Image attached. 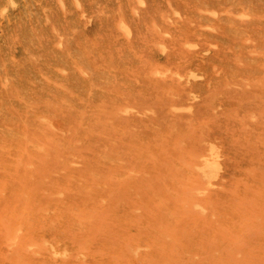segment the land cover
Returning <instances> with one entry per match:
<instances>
[{
  "label": "rangeland",
  "instance_id": "rangeland-1",
  "mask_svg": "<svg viewBox=\"0 0 264 264\" xmlns=\"http://www.w3.org/2000/svg\"><path fill=\"white\" fill-rule=\"evenodd\" d=\"M29 1H0V264H264V0Z\"/></svg>",
  "mask_w": 264,
  "mask_h": 264
},
{
  "label": "bare ground",
  "instance_id": "bare-ground-1",
  "mask_svg": "<svg viewBox=\"0 0 264 264\" xmlns=\"http://www.w3.org/2000/svg\"><path fill=\"white\" fill-rule=\"evenodd\" d=\"M0 1L2 2L3 0H0ZM5 1H6V0H5ZM13 1H14V0H13ZM19 1H21V0H19ZM26 1H27V0H26ZM28 1H29V0H28ZM31 1H33V0H31ZM51 1H52V0H51ZM53 1H54V0H53ZM56 1H57L58 5L61 4V3H60L61 0H60V2H59L58 0H56ZM63 1H64V0H63ZM75 1H76V0H75ZM83 1H84V0H83ZM83 1H82V2H83ZM89 1H91V0H89ZM93 1H94V0H93ZM93 1H92V2H93ZM139 1H140V0H138V2H139ZM144 1H145V0H144ZM147 1H148V0H147ZM29 2H30V1H29ZM42 2H43V1H42ZM49 2H50V1H49ZM65 2L67 3L68 1L66 0ZM72 2H74V1H72ZM77 2H78V0H77ZM86 2H87V1H86ZM95 2L98 3L99 1H95ZM95 2H94V3H95ZM138 2H137V3H138ZM140 2H141V1H140ZM2 3H3V2H2ZM10 3H11V2H10ZM30 3H31V2H30ZM30 3H29V4H30ZM33 3H34V2H33ZM45 3H47V0L45 1ZM50 3H51V2H50ZM52 3L55 4L54 2H52ZM52 3H51V4H52ZM59 3H60V4H59ZM66 3H64V4H66ZM75 3H76V2H75ZM75 3H74V6H73L74 8H75ZM80 3H81V2H80ZM83 3H84V2H83ZM97 3H96V4H97ZM100 3H101V2H100ZM100 3H99V5H101ZM14 4H15V3H14ZM34 4H37V3L35 2ZM34 4H33V5H34ZM72 4H73V3H72ZM72 4H71V5L69 4V5L72 7ZM78 4H79V3H78ZM78 4H77V5H78ZM84 4H85V3H84ZM84 4H82V5H83L82 7L85 6ZM102 4H103V2H102ZM214 4H215V3H214ZM235 4L237 5V3H235ZM235 4H234V5H235ZM48 5H49V4H48ZM80 5H81V4H80ZM89 5H90V4H89ZM99 5H98V6H99ZM106 5H107V4H106ZM106 5H105V6H106ZM153 5H154V3H153ZM166 5H167V4H166ZM169 5H170V4H169ZM169 5H168V6H169ZM200 5H201V4H200ZM202 5H205V4H202ZM221 5H222V4H221ZM230 5H231V4H230ZM236 5H235V6H236ZM25 6H26V5H25ZM25 6H24V7H25ZM27 6H28V5H27ZM36 6H38V5H36ZM40 6H41V5H40ZM90 6H91V5H90ZM154 6H156V3H155ZM159 6H161V5H159ZM205 6H206V5H205ZM222 6H223V5H222ZM225 6H226L225 8H227V9L230 8V6H228V4L225 5ZM227 6H228V7H227ZM232 6H233V4L231 5V7H232ZM238 6H239V5H238ZM238 6H237V7H238ZM246 6H247V5H245V6L243 7L242 4H241V8H242V9L244 8V9L246 10V8H247ZM0 7H1V6H0ZM10 7H11V6H10ZM54 7H55V6H54ZM60 7H62V6H60ZM80 7H81V6H80ZM82 7L80 8V10L82 9ZM86 7H87V6H86ZM101 7H102V5H101ZM103 7H104V6H103ZM103 7H102L101 9H104V10L107 9V8H103ZM151 7H152V6H151ZM151 7H150V8H151ZM170 7H171V5H170ZM172 7H173V6H172ZM183 7H184V6H183ZM193 7H194V5H193ZM195 7H197V6H195ZM198 7H200V6L198 5ZM210 7H211V5H210ZM210 7H209V9H210ZM212 7L214 8L215 6H212ZM212 7H211V9H212ZM239 7H240V6H239ZM3 8L6 9L7 7H3ZM29 8H30V7H29ZM41 8H42V6H41ZM55 8H58V7H55ZM69 8H70V7H69ZM69 8H68V10H69ZM77 8H78V7H77ZM84 8H85V7H84ZM95 8H96V7H95ZM153 8H154V7H152V9H153ZM166 8H167V6H166ZM187 8H188V7H187ZM187 8H184V9H187ZM200 8H203V7H200ZM204 8H205V7H204ZM204 8H203V9H204ZM207 8H208V7H207ZM218 8H219V7H218ZM223 8H224V7H223ZM225 8H224V9H225ZM233 8H234V6H233ZM241 8H240V9H241ZM5 9H4V10H5ZM13 9H14V8H13ZM18 9H19V8H18ZM20 9H21V8H20ZM22 9H23V8H22ZM35 9H36V8H35ZM38 9H40V8H38ZM38 9H37V10H38ZM51 9H52V8H51ZM78 9H79V8H78ZM78 9H77V10H78ZM87 9H88V8H87ZM87 9H84V10H85V11H88ZM164 9H165V8H164ZM169 9H170V8H169ZM194 9H195V8H194ZM194 9L191 8V11L193 10V12H194ZM197 9L199 10V8H197ZM211 9H210V10H211ZM215 9H216V8H215ZM215 9H214V10H215ZM224 9H223V12L225 11V13H226V15H227L226 9H225V10H224ZM235 9H236V8H235ZM240 9H239V10H240ZM4 10H2V11H4ZM11 10H12V8H11ZM37 10H36V11H37ZM42 10H43V9H42ZM58 10H59V9H58ZM71 10H74V11H75V9L70 8V10H69L70 13H71ZM80 10H79V11H80ZM82 10H83V9H82ZM206 10H207V9H206ZM236 10H237V9H236ZM239 10H237V11H239ZM15 11H16V10H15ZM15 11H14V12H15ZM23 11H24V10H23ZM27 11H30V10L27 9ZM27 11H26V13H27ZM34 11H35V10H34ZM39 11H40V10H39ZM52 11H53V9L51 10V14L53 13ZM89 11H92V10H89ZM99 11H100V10H99ZM102 11H103V10H102ZM151 11H152V10H151ZM151 11H150V12H151ZM153 11H154V9H153ZM168 11H169V10H168ZM201 11H203V10L201 9ZM211 11H213V10H211ZM211 11H210V12H211ZM230 11H231V10H230ZM230 11H229L228 13H230ZM234 11H235V10H234ZM243 11H244V10H243ZM14 12H13V13H14ZM19 12H21V10H19ZM30 12H31V11H30ZM42 12H43V11H42ZM42 12H40V15L42 14ZM46 12L49 13L50 11H46ZM59 12H60V11H59ZM150 12H149V14H150ZM160 12H162V11H160ZM171 12H172V11H171ZM171 12H170V13H171ZM184 12H186V11H184ZM187 12H188V10H187ZM189 12H190V11H189ZM195 12H196V11H195ZM204 12H205V11H204ZM207 12H208V11H207ZM218 12L221 13V10H219ZM248 12H249V10H248ZM9 13H11V12H9ZM16 13H17V11H16ZM21 13H22V12H21ZM33 13H34V14H37L38 12H37V13H36V12H32V15H33ZM44 13H45V12H44ZM44 13H43V14H44ZM65 13H67V12L65 11ZM65 13H64V15H65ZM75 13H76V12H75ZM75 13H74V14H75ZM87 13H88V12H87ZM89 13H90V12H89ZM92 13H95V15H93V18H95L97 13H96L94 10L92 11ZM98 13H99V12H98ZM101 13H102V12H100V14H101ZM154 13H156V12H154ZM172 13H173V12H172ZM198 13H199V11H198ZM198 13H197L196 15L200 16ZM225 13H224V14H221V16H222V15L225 16ZM237 13H238V12H237ZM18 14H19V13H18ZM27 14H28V13H27ZM51 14H49V15H51ZM57 14H58V13H57ZM60 14H61V13H60ZM60 14H59V15H60ZM62 14H63V13H62ZM102 14H103V13H102ZM105 14H106V13L104 12V15H105ZM152 14H153V12H152ZM187 14H188V13H187ZM193 14H194V13H193ZM202 14H204V13L202 12ZM202 14H201V15H202ZM211 14H212V13H211ZM216 14H217V13H216ZM218 14H219V13H218ZM231 14H232V13H231ZM231 14H230L229 16H232ZM234 14H235V12H234ZM238 14H239V13H238ZM8 15H12V16H13V15H15V14H8ZM20 15H21V14H19V16H20ZM24 15H25V14H24ZM24 15H23V16H24ZM37 15H38V14H37ZM69 15H70V14H69ZM72 15H73V14H72ZM77 15L79 16V13H78ZM160 15H161V14H160ZM188 15H191V14H188ZM196 15H195V16H196ZM206 15H207V14H206ZM219 15H220V14H219ZM245 15H249V14H247V11H246V14H245ZM245 15H243V16H245ZM17 16H18V15H17ZM55 16H56V15H55ZM62 16H63V15H62ZM66 16H67V15H66ZM66 16H65V18H66ZM73 16H74V15H73ZM94 16H95V17H94ZM98 16H99V14H98ZM150 16H152V15L150 14ZM153 16H155V15H153ZM153 16H152V19H153ZM161 16H162V15H161ZM207 16H208V15H207ZM217 16H218V15H217ZM233 16H234V15H233ZM233 16H232V17H233ZM237 16H238V15H237ZM240 16H241V14H240ZM240 16H238V17H240ZM0 17H1V16H0ZM9 17H10V16H9ZM14 17H15V16H14ZM48 17H49V16H47L46 18H47V19L51 18V16H50L49 18H48ZM60 17H61V16H60ZM67 17H68V16H67ZM74 17H75V16H74ZM83 17H84V15H83ZM85 17H87V16H85ZM89 17H90V14H89ZM89 17H88V18H89ZM101 17H102V16H101ZM106 17H107V16H106ZM147 17H149V16H147ZM200 17H201V16H200ZM213 17H214V16H213ZM238 17H237V18H238ZM19 18H20V17H19ZM27 18H28V17H27ZM30 18H31V17H30ZM40 18H41V17H40ZM44 18H45V17H44ZM52 18H53V17H52ZM81 18H82V17H81ZM81 18H80V20H81ZM98 18H99L100 20L102 19V18H100V16H99ZM104 18H105V17H104ZM104 18H103V19H104ZM156 18H157V17L155 16V19H154V20H155L156 23H157L158 18H157V19H156ZM161 18H162V17H161ZM189 18H190V17H189ZM193 18H194V17H193ZM193 18H192V19H193ZM196 18H197V17H196ZM196 18H195V19H196ZM198 18H199V17H198ZM208 18H210V16H209ZM215 18H216V17H215ZM215 18L212 19V20H213V24L215 23V25H216V23H217V25H218V22H219V21H218V22H214V20L217 21ZM217 18H218V17H217ZM221 18H223V17H220L219 19L221 20ZM240 18H241V17H240ZM242 18H244V17H242ZM242 18H241V20H240L241 22H242V20H243ZM10 19H12V18H10ZM20 19L22 20V17H21ZM23 19H25V18H23ZM35 19H36V15H35ZM35 19H34V20H35ZM42 19H43V15H42ZM55 19L57 20V17H56ZM66 19H67V18H66ZM71 19H72V18H71ZM105 19H106V18H105ZM105 19H104V20H105ZM119 19H120V18H119ZM122 19H123V18H122ZM122 19H121V20H122ZM147 19H149V18H147ZM219 19H218V20H219ZM223 19H224V18H223ZM225 19L227 20L226 17H225ZM225 19H224V20H225ZM235 19H236V18H235ZM235 19H234V21H235ZM245 19H246V17L244 18V20H245ZM16 20H17V22H18L19 19H16ZM28 20H29V19H28ZM31 20H33V19L31 18ZM31 20H30V21H31ZM40 20H41V19H40ZM40 20H39V22L41 23ZM63 20H65V19H63ZM67 20H68V19H67ZM67 20H66V21H67ZM76 20H77V19H76ZM90 20H91V19H90ZM107 20H108V19H107ZM130 20H131V19H130ZM133 20H134V19H133ZM144 20H145V19H144ZM149 20H150V19H149ZM161 20H162V19H161ZM200 20H201V19H199V22H201ZM203 20H204V19H203ZM224 20H223V21H224ZM232 20H233V19H232ZM232 20H229V21H232ZM6 21H7V20H6ZM19 21H20V20H19ZM59 21H61L60 18H59ZM66 21H65V22L62 21V22H61V23H62L61 25H63V22L66 23ZM69 21H70V20H69ZM78 21H79V20H78ZM78 21H77V22H78ZM102 21H103V20H102ZM114 21H115V20H114ZM117 21H118V20H117ZM138 21H139V20H138ZM195 21L198 22V19L195 20ZM234 21H232V22H234ZM238 21H239V19H238ZM7 22H8V21H7ZM11 22H12V20H11ZM23 22H25V20H24ZM27 22H28V21H27ZM36 22H37V21H36ZM36 22H35V23H36ZM44 22H45V21H44ZM49 22H50V21H49ZM53 22H54V21H53ZM55 22H56V21H55ZM72 22H73V20H72ZM72 22H71V23H72ZM75 22H76V21H75ZM84 22L87 23V22L83 19V23H84ZM122 22H123V21H122ZM126 22H127V20H126ZM136 22H137V21H136ZM136 22H135V23H136ZM145 22H146V21H144V23H145ZM158 22H159V20H158ZM166 22H167V21H166ZM204 22H205V21H204ZM204 22H202V24H203ZM209 22H210V21H209ZM232 22H231V23H232ZM236 22H237V20H236ZM236 22H235V23H236ZM244 22H245V23H243V24L245 25V24H246V20H245ZM5 23H6V22H5ZM18 23H19V22H18ZM20 23H21V22H20ZM29 23H30V22H29ZM29 23H28V24H29ZM32 23H34V22L32 21ZM32 23H31V24H32ZM40 23H39V24L37 23V26L40 25ZM58 23H59V22H58ZM107 23H108V22H107ZM146 23H147V22H146ZM150 23H151V22H150ZM162 23H163V22H160V25H161ZM164 23H165V22H164ZM167 23H168V22H167ZM221 23H222V21H221ZM223 23H224V22H223ZM225 23L227 24V26H229V25H230V27L232 26L231 24L228 25L229 22H228V23L225 22ZM225 23H224V24H225ZM235 23H234V24H235ZM2 24H3V23H2ZM12 24H15V23H12ZM21 24H22V23H21ZM31 24H30V25H31ZM42 24H43V20H42ZM67 24H68V22H67L66 24H64L63 26H66ZM72 24H73V23H72ZM76 24H77V23H76ZM76 24H75V25H76ZM101 24H104V23L101 22ZM108 24H109V23H108ZM122 24H123V23H122ZM126 24H127V23H126ZM141 24H142V23H141ZM147 24H149V23H147ZM147 24H146V25H147ZM152 24H153V21H152ZM158 24H159V23H158ZM200 24H201V23H200ZM205 24H206V22H205ZM208 24H209V23H207L206 25H208ZM210 24H211L210 26H213V27L215 26V25H212V23H210ZM219 24H220V22H219ZM224 24H223V25H224ZM236 24L240 25L239 22H237ZM8 25H9V24H8ZM22 25H23V24H22ZM30 25H28L29 30H30ZM32 25H33V24H32ZM32 25H31V27H33ZM54 25H55V23H54ZM78 25H79V24H78ZM116 25H118V24H116ZM123 25H124V24H123ZM128 25H129V23H128ZM134 25H136V24H134ZM142 25H144V24H142ZM165 25H166V24H165ZM203 25H204V24H203ZM20 26H21V25H20ZM26 26H27V25H26ZM34 26L37 27L36 25H34ZM41 26H42V25H41ZM41 26H40V27H41ZM44 26H45V24L43 25V28H44ZM55 26H56V25H55ZM58 26H59V24H58ZM68 26H69V24H68L66 27H68ZM73 26H74V24H73ZM119 26H121V25L119 24ZM119 26H117V27H119ZM129 26H130V25H129ZM148 26H150V25H148ZM201 26H202V25H201ZM201 26H199V27H201ZM245 26H246V25H245ZM245 26H243V27H245ZM8 27H9V26H8ZM10 27H11V26H10ZM35 27H34V28H35ZM56 27H57V26H56ZM56 27H55V28H56ZM59 27L62 28V26H59ZM71 27H72V26H71ZM80 27H82V26H80ZM85 27H86V26H85ZM121 27H122V26H121ZM222 27L224 28L225 25L222 26ZM236 27H237V26H236ZM236 27H234L235 30H236ZM238 27H239V26H238ZM12 28L14 29L13 26H12ZM12 28H11V29H12ZM23 28H24V27H23ZM45 28L47 29L48 27L45 26ZM49 28H50V27H49ZM61 28H60V29H61ZM69 28H70V27H69ZM74 28H75V27H74ZM126 28H127V26H126ZM128 28H129V27H128ZM128 28H127L126 30H129V29H130V28H129V29H128ZM142 28H143V27H142ZM215 28H217V27H215ZM215 28H214V29H215ZM226 28H229V27H226ZM234 28H233V29H234ZM2 29H3V28H2ZM8 29H9V28H8ZM21 29H22V28H20V30H21ZM31 29H32V28H31ZM46 29H45V30H46ZM52 29L54 30L53 23H52ZM57 29H59V28H57ZM57 29H56V30H57ZM62 29H63V28H62ZM67 29H68V28H67ZM67 29L65 28V30H67ZM71 29H72V28H71ZM71 29H70V30H71ZM78 29H79V27H78ZM117 29H119V28H117ZM122 29H123V28H122ZM146 29H147V27H146ZM195 29H197V27H196ZM203 29H206V28H203ZM217 29H218V28H217ZM244 29H245V28H244ZM9 30H10V29H9ZM20 30H19V31H20ZM26 30H27V29H26ZM32 30H33V29H32ZM34 30H35V29H34ZM34 30H33V31H34ZM40 30H42V29H40ZM45 30H44V31H45ZM47 30H48V29H47ZM72 30H73V29H72ZM74 30H76V28H75ZM120 30H121V29H120ZM123 30H124V29H123ZM123 30H122V31H123ZM142 30H143V29H142ZM142 30H141V31H142ZM150 30H151V28H150ZM218 30H219V29H218ZM218 30H217V32H219L221 29H220L219 31H218ZM223 30H225V29H222L221 31H223ZM235 30H234V31H235ZM238 30H239V29H238ZM238 30H236V31H238ZM242 30H243V28H242V25H241V31H242ZM12 31H13V30H12ZM24 31H25V30H24ZM24 31H22V32H24ZM59 31H60V30H59ZM84 31H85V30H84ZM92 31H93V30H92ZM124 31H125V30H124ZM124 31H123V32H124ZM136 31H137V30H136ZM136 31H135V32H136ZM148 31H149V30H148ZM203 31H204V30H203ZM213 31L216 33L215 30H213ZM226 31H227V30H226ZM226 31H224V32H226ZM234 31H233V32H234ZM236 31L234 32V34H236V35L239 34L238 36L241 37L240 32H237V33H236ZM243 31H245V30H243ZM2 32H4V30H3ZM7 32H8V31H7ZM14 32H15V31H14ZM16 32H17V31H16ZM16 32H15V33H16ZM38 32H39V29H38ZM47 32H48V31H47ZM47 32H46V33H47ZM51 32H52V31H51ZM51 32H50V33H51ZM57 32H58V31H57ZM71 32H72V31H71ZM73 32H74V31H73ZM142 32H143V31H142ZM145 32H146V31H145ZM178 32H179V31H178ZM211 32H212V31H211V29H210V33H211ZM214 32H213V33H214ZM224 32H223V33H224ZM230 32H232V31H230ZM246 32H247V30H246ZM11 33H12V32H11ZM17 33H18V32H17ZM19 33H21V31H20ZM24 33H25V32H24ZM24 33H23V35H24ZM26 33H27V31H26ZM26 33H25V35H26ZM29 33H30V32H29ZM31 33H32V32H31ZM31 33H30V34H31ZM34 33H35V32H34ZM75 33H76V32H75ZM92 33H94V32H92ZM136 33H137V32H136ZM153 33H154V32H153ZM153 33H152V34H153ZM158 33H159V32H156L157 35H158ZM205 33H206V32H205ZM205 33H200V34H201V35H202V34L205 35ZM208 33H209V32H208ZM215 33H214V34H215ZM223 33H222V34H223ZM226 33L228 34V32H226ZM21 34H22V33H21ZM42 34L44 35V33H42ZM47 34H48V33H47ZM47 34H45V35H47ZM56 34H57V33H55V37H56ZM66 34H67V32H66ZM68 34H69V32H68ZM70 34H72V33H70ZM79 34H80V33H79ZM144 34H145V33H144ZM220 34H221V33H220ZM220 34H219V36H220ZM224 34H225V33H224ZM229 34L231 35L232 33H229ZM234 34H232V35H234ZM241 34H243V33L241 32ZM244 34H246V33L244 32ZM244 34H243V35H244ZM0 35H1V34H0ZM9 35H10V34H9ZM12 35H14V33H12ZM18 35H19V34H18ZM33 35H34V34H33ZM33 35H32V36H33ZM43 35H42V36H43ZM45 35H44L42 38H45ZM53 35H54V34H53ZM72 35H73V34H72ZM140 35H141V34H140ZM146 35H147V34H146ZM157 35H156V36H157ZM175 35H176V34H175ZM196 35H198V33H197ZM204 35H203V36H204ZM230 35H228V36H230ZM243 35H242V36H243ZM5 36H6V35H5ZM21 36H22V35H21ZM26 36L28 37V35H26ZM37 36H40V35H37ZM73 36H75V35H73ZM156 36L154 35V36H152V37H156ZM192 36H194V35H192ZM206 36H207V35H206ZM206 36H204V37H206ZM215 36L218 37L217 33L215 34ZM226 36H227V35H226ZM238 36H237V37H238ZM3 37H4V36H3ZM9 37H10V36H9ZM13 37H16V36H12V38H13ZM23 37H24V36H23ZM34 37H35V36H34ZM79 37H80V36H79ZM146 37L149 38L150 36L148 37V35H147ZM196 37H198V36H196ZM199 37H200V35H199ZM221 37H222V36H221ZM232 37H233V36H232ZM235 37H236V36H235ZM240 37H239L238 39L244 41V40H243V39H244V36H243V39H241ZM29 38H30V37H29ZM42 38H41V39H42ZM46 38L48 39V37H46ZM49 38H51V37H49ZM52 38H54V37H52ZM56 38H57V37H56ZM58 38H59V36H58ZM81 38H82V36H81ZM156 38H158V36H157ZM177 38L181 40V38H179V37H177ZM177 38H176V39H177ZM194 38H195V37H194ZM207 38H208V37H206V39L204 38L205 41L209 39V38H208V39H207ZM223 38H224V37H223ZM1 39L4 40L3 38H1ZM1 39H0V40H1ZM16 39H17V38H16ZM37 39H38V37H37ZM41 39H40V40H41ZM61 39H62V38H61ZM72 39H73V38H72ZM83 39H84V38H83ZM88 39H89V38H88ZM149 39L151 40V38H149ZM154 39H155V38H154ZM176 39H175V40H176ZM178 39H177V40H178ZM192 39H193V38H192ZM196 39L198 40V38H196ZM211 39H212V38H211ZM226 39H227V37L225 38V40H226ZM228 39L231 41L230 38H228ZM232 39H233V38H232ZM245 39H246V38H245ZM17 40H18V39H17ZM20 40H21V39H20ZM23 40H24V39H22L21 41H23ZM27 40H29V39H27ZM30 40H31V39H30ZM62 40H63V39H62ZM62 40H61V41H62ZM74 40H75V39H74ZM74 40H73V41H74ZM85 40H87V38H85ZM85 40H83V42H84ZM144 40H145V39H144ZM156 40L158 41V39H155L154 41L156 42ZM182 40H183V38H182ZM182 40H181V42H182V44H183V42L185 41V39H184V41H182ZM188 40H190V39H188ZM219 40H220V39H219ZM219 40H215V41H216V42H217V41L219 42ZM236 40H237V38H236ZM11 41H13V40H11ZM18 41H19V40H18ZM35 41H36V38H35ZM47 41H48V40H46V42H47ZM70 41H72V40L70 39ZM78 41H81V40H78ZM194 41H195V40H194ZM203 41H204V40H202V42H201V41H200V42H201V43H204ZM211 41H212V40H211ZM215 41H214V42H215ZM220 41H221V40H220ZM230 41H229V42H230ZM233 41H234V40H233ZM237 41H238V43H239V40H237ZM237 41H236V43H234V44H237ZM245 41H246V40H245ZM245 41H244V42H245ZM7 42H8V40H7ZM7 42H6V43H7ZM30 42H31V41H30ZM32 42H33V41H32ZM36 42H38V41H36ZM41 42H42V41H41ZM52 42H53V41H52ZM75 42H77V41H75ZM85 42H86V43H89V42H87V41H85ZM85 42H84V43H85ZM107 42H109V40H108ZM150 42H151V41H150ZM177 42H179V41H177ZM181 42H179L178 44H180ZM192 42H193V41H192ZM197 42H199V40H198ZM218 42H217V43H218ZM2 43H5V41L2 42ZM19 43H21V42H19ZM70 43H71V42H70ZM73 43H74V42H73ZM81 43H82V42H81ZM184 43H185V42H184ZM189 43H190V41L188 42V44H189ZM193 43H194V42H193ZM205 43L208 44L207 42H205ZM219 43H221V42H219ZM231 43H232V42H231ZM12 44H14V41H13ZM12 44H11V45H12ZM26 44L28 45V43H26ZM48 44H49V42H48ZM51 44H52V43H51ZM51 44H50V45H51ZM56 44H57V43H56ZM74 44H75V43H74ZM74 44H73V47L77 49V47H75L76 45L74 46ZM77 44H79V43H77ZM174 44H175V43H174ZM196 44H197V43H196ZM210 44H211V43H210ZM210 44H208V45H210ZM221 44H223V43H221ZM232 44H233V43H232ZM234 44H233V45H234ZM0 45H2V44H0ZM14 45H15V44H14ZM27 45H26V46H27ZM32 45H33V44H32ZM36 45H37V44H36ZM42 45L44 46L43 43H42ZM53 45H54V44H53ZM67 45H68V44H67ZM69 45H70V44H69ZM80 45H84V44H80ZM80 45H79V46H80ZM153 45H154V43H153ZM185 45H186V44H185ZM212 45L214 46V44H212ZM218 45H219V44H218ZM226 45H228V48L231 47V46H229L228 41H227V44H226ZM226 45H225V46H226ZM230 45H231V44H230ZM241 45H242V44H241ZM3 46H4V45H3ZM22 46H23V45H22ZM28 46H29V45H28ZM30 46H31V45H30ZM48 46H49V45H46V47H48ZM54 46H56V45H54ZM85 46H86V45H85ZM180 46H183V45L180 44ZM202 46H204V48H207V47H205L204 44H203ZM215 46H216V44H215ZM223 46H224V45L219 46V47L221 48V47H223ZM236 46H240V43H239V45L237 44ZM242 46H244V45H242ZM4 47H5V46H4ZM10 47H11V46H10ZM13 47H14V46H13ZM33 47H34V46H33ZM38 47H39V45H38ZM51 47H52V46H51ZM68 47H69V46H68ZM87 47L89 48V46H87ZM87 47H86V48L84 47V48L87 50ZM210 47H211V46H210ZM219 47H218L217 49H219ZM232 47H233V46H232ZM234 47H235V46H234ZM1 48H3V47H1ZM1 48H0V49H1ZM8 48H9V47H8ZM11 48H12V47H11ZM23 48H24V47H23ZM35 48H36V47H35ZM79 48H81V47H79ZM94 48H95V47H94ZM202 48H203V47H202ZM211 48H212V47H211ZM238 48H239V47H237V49H238ZM241 48H242V47H241ZM12 49H13V48H12ZM12 49H11V50H12ZM37 49H38V48H37ZM39 49H40V48H39ZM47 49H48V48H47ZM50 49H51V48H50ZM81 49H83V48H81ZM81 49H78V50H81ZM89 49H90V48H89ZM91 49H92V47H91ZM95 49H96V48H95ZM154 49H155V48H154ZM213 49H216V48L213 47ZM223 49L225 50L226 48L224 47ZM232 49H233V48H232ZM6 50H7V49H6ZM23 50H24V49H23ZM26 50H27V49H26ZM92 50H93V49H92ZM92 50H91V51H92ZM207 50H208V49H207ZM226 50H227V49H226ZM226 50H225V51H226ZM241 50H242V49H240V50H238V51H241ZM243 50H244V49H243ZM4 51H5V50H4ZM31 51H33V50L31 49ZM47 51H48V50H47ZM49 51H50V50H49ZM87 51H88V50H87ZM213 51H214V50H213ZM222 51H223V50H222ZM228 51L230 52V51H231V48H230V50H228ZM228 51H227V52H228ZM10 52L13 53L12 51H10ZM234 52L237 53V51H235V49H234ZM82 53L84 54L83 51H82ZM212 53H213V52H212ZM216 53H217V52H216ZM222 53H223V52H222ZM230 53H231V52H230ZM9 54H10V53H9ZM13 54H14V53H13ZM19 54H20L21 56H23L21 53H19ZM80 54H81V53H80ZM83 54H82V55H83ZM214 54H215V53H214ZM220 54H221V53H220ZM20 55H19V57H20ZM217 55H218V53L216 54V58L219 57L218 60H220V59L223 60V56L226 55V54L221 55L222 58H220L219 55H218V57H217ZM231 55H233V54H230V57H229V58L232 57ZM2 56H3V55H2ZM5 56H8L6 52H5ZM9 56H10V55H9ZM9 56H8V59H9ZM15 56H16V55H15ZM59 56H62V54H60ZM79 56H80V55H79ZM211 56H212V55H211ZM226 56H227V55H226ZM234 56H236V55H234ZM234 56H233V57H234ZM11 57H12V56H11ZM11 57H10V58H11ZM16 57H17V56H16ZM29 57H30V56H29ZM67 57H68V56H67ZM82 57H84V55H83ZM87 57H88V56H87ZM2 58H3V61L6 60V59L4 60V57H2ZM13 58H14V57H13ZM20 58H21V57H20ZM22 58H23V57H22ZM22 58H21V59H22ZM60 58H61V57H59V60L61 61ZM63 58H64V56H63ZM227 58H228V57H227ZM229 58H228V59H229ZM23 59H24V58H23ZM23 59H22V60H23ZM65 59H68V58H65ZM224 59H225V58H224ZM235 59H236V58H235ZM17 60H20V59L17 58L16 61H17ZM28 60H29V59H28ZM62 60H64V59H62ZM81 60H82V58H81ZM83 60H84V59H83ZM85 60H86V59H85ZM216 60H217V59H216ZM221 60H220V61H221ZM229 60H230V59H229ZM8 61H10V59H9ZM150 61H151V60H150ZM155 61H156V60H155ZM155 61H154V62H155ZM224 61H225V60H224ZM19 62H21V61H19ZM25 62H26V61H25ZM30 62H31V61H30ZM30 62H29V63H30ZM85 62H87V60H86ZM198 62H199V61H197V63H198ZM200 62H201V61H200ZM227 62H228V60H227ZM229 62H230V61H229ZM232 62H234V61H232ZM0 63H2V62H0ZM5 63H8V64H9V62H5ZM21 63H22V62H21ZM21 63H20V64H21ZM152 63H153V62H152ZM157 63H158V62H157ZM216 63H217V62H216ZM223 63H224V62H223ZM230 63H231V62H230ZM12 64H14L13 61H12ZM18 64H19V63H18ZM18 64H17V65H18ZM25 64H26V63H25ZM30 64H31V63H30ZM30 64H29V65H30ZM150 64H151V63H150ZM150 64H149V66H150ZM155 64H156V63H155ZM159 64H162V63H159ZM201 64H202V63H201ZM207 64L210 65V62H209V63L207 62ZM226 64H227V63H226ZM15 65H16V64H15ZM17 65H16V67H17ZM23 65H24V63H23ZM26 65H27V64H26ZM85 65H87V64H85ZM156 65H158V64H156ZM211 65H214V63H213V64L211 63ZM211 65H210V66H211ZM18 66H19V65H18ZM27 66H28V65H27ZM27 66H26V67H27ZM152 66H153V65H152ZM195 66H196V65H195ZM195 66H194V67H195ZM217 66H218V65H217ZM219 66H220V65H219ZM3 67H4V65H3ZM5 67L8 69L7 66H5ZM5 67H4V68H5ZM9 67L11 68V66H9ZM16 67H15V68H16ZM22 67H23V66H22ZM68 67L72 68L71 66H68ZM158 67H159V66H158ZM184 67L186 68L187 66H184ZM199 67L202 68V67H204V66H203V64H202V66H199ZM205 67H207V66H205ZM211 67H212V66H211ZM224 67H226V66H224ZM224 67H221V66H220L221 69H222V68L225 69ZM10 68H9V69H10ZM159 68H160V67H159ZM197 68H198V67H197ZM1 69H2V68H1ZM9 69H8V70H9ZM20 69H21V68L19 67V70H20ZM22 69H23V68H22ZM28 69H29V68H28ZM74 69H75V68H74ZM74 69H71V70L74 71ZM153 69H154V66H153L152 70H153ZM156 69L158 70L157 67H156ZM156 69H155V70H156ZM161 69H162V68H161ZM187 69H188V68H187ZM195 69H196V68H195ZM211 69H212V68H211ZM213 69H214V68H213ZM223 69H222V71L224 72ZM5 70H6V69H5ZM5 70H4V71H5ZM14 70H15V69H14ZM14 70H13L12 72H14ZM19 70H18V71H19ZM26 70H27V69H26ZM157 70H156V71H157ZM214 70H216V69H214ZM214 70H210V72L212 73V71H214ZM217 70H218V68H217ZM228 70H230V69H228ZM228 70L225 69V71H228ZM2 71H3V70H2ZM69 71H70V70H69ZM153 71H154V70H153ZM159 71H160V69H159ZM161 71H162V70H161ZM163 71H165V70H163ZM5 72H7V71H5ZM8 72H9V71H8ZM8 72H7V73H8ZM21 72H22V70H21ZM23 72H24V69H23ZM25 72L27 73L28 71H25ZM151 72H152V71H151ZM154 72H155V71H154ZM166 72H167V71H166ZM192 72H194V71H192ZM217 72H218V71H217ZM217 72H216V73H217ZM220 72H221V71H220ZM7 73H4V74H7ZM19 73H20V72H19ZM19 73H18V74H19ZM71 73H72V72H71ZM208 73H209V72H208ZM211 73H210V74H211ZM1 74L4 75L3 73H1ZM13 74H14V76H15V73H13ZM72 74H73V73H72ZM72 74H71V75H72ZM190 75H191V74H190ZM198 75H199V74H198ZM225 75H226V72H225ZM2 77H3V76H2ZM74 77H76V76H74ZM199 77H200V76H199ZM208 77H209V76H208ZM208 77H207V78H208ZM222 77H225V76H222ZM229 77H230V76H228V78H229ZM80 78H81V77H80ZM217 78H219V77L217 76ZM225 78H226V77H225ZM69 79H70V81H71V78H69ZM221 79H222V78H221ZM77 80H78V79H77ZM77 80H76V81H77ZM216 80H217V79H216ZM218 80H219V79H218ZM218 80H217V81H218ZM226 80H228V79H226ZM226 80H224L225 83H226ZM72 81H73V78H72ZM74 81H75V80H74ZM206 81H207V79L205 78V82H206ZM214 81H215V79H214ZM220 81H221V80H219V82H220ZM212 82H213V81H212ZM74 83H75V82H74ZM203 83H204V82H203ZM210 84H211V83H210ZM212 84H213V83H212ZM74 85H75V84H74ZM200 86H201V85H200ZM207 89H208V85H207ZM203 90H204V89H203ZM207 91H208V90H207ZM205 92H206V90L204 91V93H205ZM205 94H206V93H205ZM212 100H213V99H212ZM209 154H210V153H209ZM213 154H214V153H213ZM204 156H205V155H204ZM207 157H209V155H208ZM205 158H206V157H204V159H205ZM209 160H210V159H209ZM206 162H207V159H206ZM206 162H205V163H206ZM208 162H209V161H208ZM208 162H207V163H208ZM205 163H204V164H205ZM204 164H203V165H204ZM210 165H211V164H210ZM213 166H215V165H213ZM211 167H212V166H211ZM211 167H210V169H211ZM212 168L215 169L214 167H212ZM207 169H208V167H207ZM210 169H209V170H210ZM199 204H200V203H199ZM186 205H187V204H186ZM186 205H185V206H186ZM193 210H194V209H193ZM24 245H25V244H24ZM23 250H24V249H23Z\"/></svg>",
  "mask_w": 264,
  "mask_h": 264
}]
</instances>
